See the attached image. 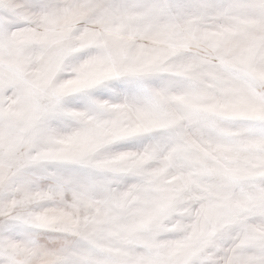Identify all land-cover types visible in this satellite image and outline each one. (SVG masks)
<instances>
[{"label":"snow or ice","instance_id":"snow-or-ice-1","mask_svg":"<svg viewBox=\"0 0 264 264\" xmlns=\"http://www.w3.org/2000/svg\"><path fill=\"white\" fill-rule=\"evenodd\" d=\"M0 264H264V0H0Z\"/></svg>","mask_w":264,"mask_h":264}]
</instances>
